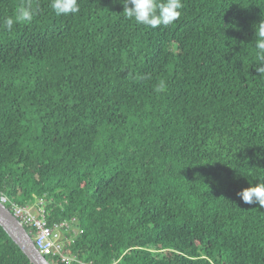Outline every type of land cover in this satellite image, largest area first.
Returning <instances> with one entry per match:
<instances>
[{
    "label": "trees",
    "instance_id": "obj_1",
    "mask_svg": "<svg viewBox=\"0 0 264 264\" xmlns=\"http://www.w3.org/2000/svg\"><path fill=\"white\" fill-rule=\"evenodd\" d=\"M77 2L0 0V195L67 222L73 264H264L237 196L264 181V0H182L157 28ZM0 264H32L2 227Z\"/></svg>",
    "mask_w": 264,
    "mask_h": 264
},
{
    "label": "clouds",
    "instance_id": "obj_2",
    "mask_svg": "<svg viewBox=\"0 0 264 264\" xmlns=\"http://www.w3.org/2000/svg\"><path fill=\"white\" fill-rule=\"evenodd\" d=\"M120 3L123 5V12L127 18L134 19L136 23L151 28L172 24L180 17V10L183 7L182 0H120ZM51 7L58 16L79 12L77 0H52ZM32 18L33 10L31 7H21L16 15V20L14 21L13 18L9 17L4 21V25L10 30L14 22H30ZM253 28L255 48L258 50L257 55L261 62L255 67V70L260 77L264 78V18L255 23ZM237 196L245 204H258L264 208V181H259L255 185L241 190Z\"/></svg>",
    "mask_w": 264,
    "mask_h": 264
},
{
    "label": "built area",
    "instance_id": "obj_3",
    "mask_svg": "<svg viewBox=\"0 0 264 264\" xmlns=\"http://www.w3.org/2000/svg\"><path fill=\"white\" fill-rule=\"evenodd\" d=\"M0 202L4 204L19 221V223L32 232V241L38 252L44 256H51L58 259L62 264H73L75 258L66 251V232L69 224L65 221L48 224L44 205L39 200L31 204L20 206L2 194Z\"/></svg>",
    "mask_w": 264,
    "mask_h": 264
},
{
    "label": "water",
    "instance_id": "obj_4",
    "mask_svg": "<svg viewBox=\"0 0 264 264\" xmlns=\"http://www.w3.org/2000/svg\"><path fill=\"white\" fill-rule=\"evenodd\" d=\"M0 227L20 248L32 264H50L36 249L31 236L11 211L0 202Z\"/></svg>",
    "mask_w": 264,
    "mask_h": 264
}]
</instances>
